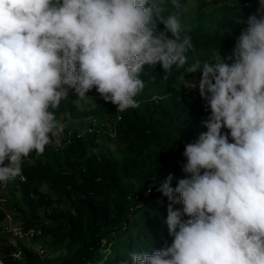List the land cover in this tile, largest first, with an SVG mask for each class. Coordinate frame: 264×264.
<instances>
[{"label": "clouds", "instance_id": "9594fccd", "mask_svg": "<svg viewBox=\"0 0 264 264\" xmlns=\"http://www.w3.org/2000/svg\"><path fill=\"white\" fill-rule=\"evenodd\" d=\"M164 12L162 0H0V184L22 177L24 158L63 133L49 109L70 89L84 98L95 87L123 112L139 106L145 65L184 67L194 45L177 14ZM238 23L247 26L230 55L185 69L201 72L208 130L185 145L187 178L175 188L172 174L158 182L171 201V245L132 251L133 264H264V0Z\"/></svg>", "mask_w": 264, "mask_h": 264}, {"label": "trees", "instance_id": "16d2710c", "mask_svg": "<svg viewBox=\"0 0 264 264\" xmlns=\"http://www.w3.org/2000/svg\"><path fill=\"white\" fill-rule=\"evenodd\" d=\"M194 1L191 7L188 0H179L182 7L177 9L171 0H162L164 15L177 14L194 51L186 53L184 67L173 66L170 73L159 63L145 65L139 75L144 87L134 98L138 107L119 112L93 87L86 94L93 98V107L80 109L70 89L58 108L49 109L66 125L62 138L59 144L53 139L43 154L33 151L24 158L14 188L28 213L20 204L9 212L24 229H41L42 237L48 236L60 252L41 257L20 241L17 247L8 244V237L1 235V264H133L132 251L152 254L171 245L166 224L171 201L157 191L158 182L172 174L175 188L187 178L185 145L207 132L203 122L210 115L209 109L202 112L199 93L183 89L180 81L193 74L185 69L197 61L211 62L218 52L230 55L247 26L238 23L239 17L246 21L260 6L256 0ZM158 30L164 31L162 23ZM104 115L111 118L110 128L122 144L118 157L108 148L95 153V133L78 136L68 129V118ZM43 184L47 191H41ZM4 186L0 184V193ZM172 207L183 210L182 203ZM4 219L0 205V229ZM16 249L20 260L11 255Z\"/></svg>", "mask_w": 264, "mask_h": 264}, {"label": "rangeland", "instance_id": "374dc122", "mask_svg": "<svg viewBox=\"0 0 264 264\" xmlns=\"http://www.w3.org/2000/svg\"><path fill=\"white\" fill-rule=\"evenodd\" d=\"M195 4L194 0H188V5L193 7ZM202 64V63H201ZM201 72L197 71L193 73L192 75L186 76V79H182L180 81V86L186 89L184 85V80H195L197 81V88L193 89L194 94L199 93V88H198V81L200 79ZM73 96L75 97L74 103L80 108V109H89L93 107L94 105V100L92 97L85 96L84 98H81L75 94V91H72ZM200 100V105L202 102V99ZM108 115V114H107ZM107 115H104L100 118L98 117H80L78 119L74 118H68V129L75 133L78 136H83L86 133H89L87 131L88 128H90V132L95 133L96 136V143L98 144V148L95 150V153L99 152L103 148H108L110 152L115 155V156H120V151L122 148V144L117 140L115 137L114 133L110 131V125H111V118ZM62 136L60 135L59 137L53 138V139H58L61 140ZM15 185V179L11 182H9L7 185H5L2 189V194L6 197L7 201L9 204H6L8 206V210L11 211L13 210V207L15 205L20 204L22 206L23 211L27 214L28 213V208L21 202L20 198V192L14 188ZM41 191H47L46 185L41 186ZM41 213V210H40ZM11 224L16 225L18 220L11 216ZM28 246L31 247L32 250L36 252L38 249H43L44 253L39 254L41 257H49L53 255H57L60 251H55L54 246L51 244V240L48 236L45 237H40V238H34L29 241H26ZM25 242V243H26Z\"/></svg>", "mask_w": 264, "mask_h": 264}, {"label": "built area", "instance_id": "2783aa9c", "mask_svg": "<svg viewBox=\"0 0 264 264\" xmlns=\"http://www.w3.org/2000/svg\"><path fill=\"white\" fill-rule=\"evenodd\" d=\"M256 1L260 5V0H256ZM201 107H202V112L208 111V108L206 107V102L204 100H202L201 102ZM117 119H119V117H117ZM87 131L90 132V128H88ZM110 131H112L111 128H110ZM7 202L8 201L6 197L1 192L0 193V205L2 206L5 212V219L0 229V237L1 235L7 236L8 237L7 243L10 245H13L14 247H17V242L20 241L26 248L31 249V247L28 246L26 241H29L34 238L42 237L41 229L33 228V227L24 229L19 224L12 225L11 224L12 214L7 209L8 208V206H6ZM36 252L38 254H43L44 250L41 248L39 250L37 249ZM11 255L13 256V258L17 260L21 259L20 252L17 249L11 252ZM1 263L2 261L0 259V264Z\"/></svg>", "mask_w": 264, "mask_h": 264}]
</instances>
